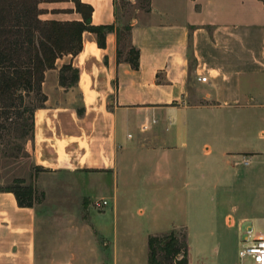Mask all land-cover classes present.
<instances>
[{"label":"crops","instance_id":"obj_1","mask_svg":"<svg viewBox=\"0 0 264 264\" xmlns=\"http://www.w3.org/2000/svg\"><path fill=\"white\" fill-rule=\"evenodd\" d=\"M80 1L92 7V24H118L116 0ZM39 7L41 19H81L72 0H42ZM82 36L75 57L64 55L45 71L41 88L47 99L34 111L33 137L25 148L43 174L106 172L114 184L120 180L125 194L119 198L113 193L109 221L97 216L94 222L84 213L86 204L82 210L68 208L61 198L51 209L44 203L25 207L12 192L0 191V264H148V236L179 227L186 230L188 264H211L212 239H227L213 214L206 225L200 221L203 247L195 261L189 256L187 222L156 214L181 187L193 190L198 202L212 189V200L216 194L218 203L229 207L218 213L223 224L236 227L239 236L242 220L264 232L255 226H264V0H149L130 22V44L139 51L137 69L124 61L125 51L117 62L114 31L106 33L103 48L95 34L85 31ZM70 60L79 68V78L65 88L59 85L58 70ZM83 71L87 80L81 83ZM74 93L80 95L78 106ZM133 126L136 139L123 146V130L131 139ZM199 148L213 160L209 172L203 171ZM173 156L195 160V168L185 165L177 173ZM146 159L149 168L141 166ZM50 187L66 188L58 183ZM236 194H243V200ZM183 197L185 204L188 194ZM130 205H141L140 217H128ZM135 237L143 239L140 257L131 242L132 248L124 244ZM219 259L228 264L226 257Z\"/></svg>","mask_w":264,"mask_h":264},{"label":"trees","instance_id":"obj_2","mask_svg":"<svg viewBox=\"0 0 264 264\" xmlns=\"http://www.w3.org/2000/svg\"><path fill=\"white\" fill-rule=\"evenodd\" d=\"M42 0H0V118H11L17 111L19 121L11 125L12 139L18 140V153L27 155L24 144L32 139L34 111L44 106L47 96L41 85L47 69L55 68V62L64 55L75 57L83 44V32L95 34L98 47H105L107 32L116 35L117 62L122 51L119 44L127 40L124 61L133 69L139 67V51L130 44V23L125 25H94L91 23L92 7L80 0H72L80 20L41 19ZM149 5V0H148ZM118 9L116 8V19ZM58 82L62 87L75 85L79 68L72 60L62 63L58 70ZM81 110H77L81 114ZM1 126V125H0ZM18 184L0 191L14 194L19 206L31 207L33 187ZM148 264H188L186 233L171 230L149 235L147 239Z\"/></svg>","mask_w":264,"mask_h":264},{"label":"rangeland","instance_id":"obj_3","mask_svg":"<svg viewBox=\"0 0 264 264\" xmlns=\"http://www.w3.org/2000/svg\"><path fill=\"white\" fill-rule=\"evenodd\" d=\"M116 7L118 9V24L121 26L130 23L131 20L137 17L140 11H145L148 7V0H116ZM119 48L122 51L121 57H123L124 51H127L126 38L121 39ZM97 53L90 54L91 56L96 57ZM87 55L88 54L86 53L81 60L79 56V61L83 62ZM81 76H83V79L81 80V83H83L87 80L86 78H84L85 71L81 73ZM85 97L89 98L91 96L90 94L87 95L85 93ZM73 99L77 106L81 103L80 95L78 93H74ZM17 115V111L14 110L11 112L12 119L9 118L5 120V118L3 117L0 118V189H6L15 186L18 184L15 179L22 178L24 180L23 185H31L33 187V205L44 203L47 208L51 209L57 204V199L63 198L66 199L65 202L61 203L60 201V203L67 206L68 208L74 207L82 210V206H85V204L88 205V208L86 212L84 211V213L88 218L94 220V222L97 216L105 217L109 221V219L112 217L110 211L113 204V193H118L119 198L123 197L125 194V191L121 189L120 180L117 181V184H114L111 175L106 172L93 175L88 174L86 171H77L75 173H67L61 171L53 173L51 175L41 173V170L34 166L29 151L25 148L27 155L18 153L17 148L20 142H18V140L12 139V135H14V133L10 132L11 125H9V123L14 124L15 122L19 121ZM88 116L90 117L91 115L88 114ZM128 131L132 133L133 138L126 139V131L123 130V137H120V141L122 142L123 146L131 145V143L135 141L138 134V129L136 126H133ZM26 143L24 144V146L26 145ZM198 154L199 159L203 160L204 163L203 171L209 172V170L213 169V160L203 154L201 148L198 149ZM185 165L191 169H194L195 160L187 159V161H185L178 156L172 157V167L173 170L175 169L177 171V173H180V170ZM141 166L149 168L151 166V163L146 159L141 163ZM238 168L240 169L242 167L239 166ZM176 178L177 180L180 179V175H177ZM53 183L65 185L66 188L57 191H53L52 189L49 190L48 188H51L50 185ZM177 183L175 185L181 186ZM42 186L47 192L46 202V195L44 193V190L42 189ZM68 186H70L71 188H69ZM115 186L118 187L116 190ZM186 192L183 187H181V189H178L177 191H173L171 204L169 206H165L162 211H160V207H158L159 209L157 208L156 214L158 215V213L160 212L164 214L163 216L167 218V220H174L177 223L180 222L179 220H181V222H187L186 224L187 226H189L191 232L190 242L192 248L191 253L189 254L190 258L193 261L197 260V258H199L198 253L203 247V239L200 236V226H202L200 224V221H202L203 224L206 225V218L212 216L213 214L215 220H217L215 222V226L220 231L224 232L225 235H227V239H225V241H220V239L218 238L212 239L208 247L210 249L208 250V255L213 256L214 259H211L210 263L221 264L224 261L219 258L226 257L227 260H225V262H227L228 264H253L252 261L247 258L242 261L238 258L237 251L240 244V236L238 234V230L236 227L227 228L223 224L222 217L218 215V213H220V210H222V212L224 211L225 213L229 209V207H227V202H223L222 200H220L219 205L218 196H216V194V201H213L212 199L214 196V192L212 189L205 190L204 195L202 196V200L199 202L194 199L195 197L193 194V190L188 189ZM184 193L188 194V200L185 204H183L181 202L182 200L179 199L180 196L183 197ZM81 196H85L87 199H80ZM238 197H240L239 200H243V194H236V198ZM100 198L106 199L107 205L98 210L91 205V202L94 199ZM78 199L81 202V206L80 203H78ZM180 202L182 204H180ZM139 206L141 205H130L129 207L125 208L128 211V217L131 220L140 217L139 213L137 212V208ZM144 210V214H146L147 211L146 209ZM197 216L203 217L201 220H196ZM217 217H219V219ZM255 226L257 228L264 229V226L261 224L255 223ZM175 231L186 233V230L183 227L176 228ZM107 238V240H109L110 242L112 241L110 237ZM142 240L143 239H139V237L124 239V244H128L130 248L134 246V255L136 257H140V247ZM98 241L102 249L107 248V245L103 244V239H98ZM119 241L121 242L123 241V239H119ZM130 242L133 244V246L130 244ZM216 247L217 250H215Z\"/></svg>","mask_w":264,"mask_h":264},{"label":"built area","instance_id":"obj_4","mask_svg":"<svg viewBox=\"0 0 264 264\" xmlns=\"http://www.w3.org/2000/svg\"><path fill=\"white\" fill-rule=\"evenodd\" d=\"M198 79L205 81L206 77L200 76ZM91 205L100 210L107 205V201L103 198L94 199ZM239 232L240 244L237 251L238 258L241 261L247 258L253 264H264V232L255 229L247 220L240 221Z\"/></svg>","mask_w":264,"mask_h":264},{"label":"bare ground","instance_id":"obj_5","mask_svg":"<svg viewBox=\"0 0 264 264\" xmlns=\"http://www.w3.org/2000/svg\"><path fill=\"white\" fill-rule=\"evenodd\" d=\"M85 48L84 49H87V48H89V43H88V41H85ZM94 51H96V50H94ZM80 55V54H79ZM81 60V59H80Z\"/></svg>","mask_w":264,"mask_h":264}]
</instances>
